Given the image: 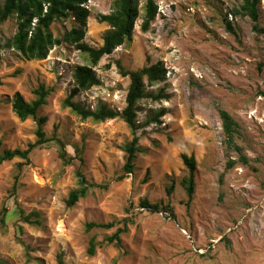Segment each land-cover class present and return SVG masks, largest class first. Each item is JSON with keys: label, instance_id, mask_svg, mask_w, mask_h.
I'll return each instance as SVG.
<instances>
[{"label": "rangeland", "instance_id": "1", "mask_svg": "<svg viewBox=\"0 0 264 264\" xmlns=\"http://www.w3.org/2000/svg\"><path fill=\"white\" fill-rule=\"evenodd\" d=\"M1 3V0H0ZM113 0H88L91 12L86 43L103 45L109 27L99 15L112 12ZM159 14L147 33L137 21L132 42L119 47L94 69L101 86L76 101L87 108L105 105L122 111L130 80L119 74L117 63L129 70L163 63L167 80L160 89L168 99H144L137 105V122L165 110L159 124L141 129L135 173L122 181L123 146L131 142L128 126L120 119L105 123L82 121L62 108L74 88V70L90 65L88 57L71 46L55 47L44 61H26L3 45L16 33L15 20L0 27V142L3 150H26L36 141V123L14 113L16 94L34 100L41 84L54 91L40 116L48 118L44 131L60 140L71 156L74 144L84 142V164L64 166L58 141L36 149L30 161L15 159L0 166V264H264V34L253 31L249 18L235 17L243 0H158ZM264 28V0L260 6ZM225 16L238 32H228ZM73 22L53 26L56 37L70 31ZM219 110L239 124L237 145L250 161L226 149ZM197 163L195 194L189 200L182 181L189 170L182 156ZM235 161L232 168L228 163ZM17 191L13 187L18 165ZM88 184V196L69 209L66 200L78 187L77 170ZM108 185L104 190L98 186ZM171 190V194H169ZM170 206L171 212L152 214L140 203ZM39 213L41 224L19 218ZM8 211L6 224L2 214ZM122 247L105 239L123 228ZM117 222L111 230L87 232V224ZM23 228L22 233L17 227ZM100 246L94 257L87 251L91 239Z\"/></svg>", "mask_w": 264, "mask_h": 264}, {"label": "trees", "instance_id": "2", "mask_svg": "<svg viewBox=\"0 0 264 264\" xmlns=\"http://www.w3.org/2000/svg\"><path fill=\"white\" fill-rule=\"evenodd\" d=\"M158 0H144V17L142 19V31L147 33L151 30L152 24L155 22L159 7ZM263 0H243V4L239 9H234L235 17L249 18L253 23V31L255 33H263L264 28L260 27V6ZM141 2L142 0H113L112 12L108 15H99L98 21L109 27L103 37V45L100 48H93L86 43V35L88 30V20L91 16L90 10L87 8L88 0H1L0 3V27L9 20H15L16 33L3 45V49L14 51L20 58L26 61H44L51 51L63 44L73 47L77 51L88 57L90 65L77 66L74 70V88L62 103V108L69 110L82 121H92L100 124L116 119L122 120L130 129L132 140L123 146L125 153V165L122 169V176L118 181L124 180L129 175L135 173V163L140 154L145 150L140 146V136L138 132L147 128L152 124H159L166 111L158 110L153 112V116L149 117L143 124L137 122L138 103L144 99H151L154 102H160L168 99L163 89L156 92H148L147 85L154 87L167 80L168 70L163 63L152 66H145L140 70L126 69L120 62L117 63L119 74L123 78L130 80L128 88L126 107L122 111L111 109L105 105H99L96 109L87 108L76 101V98L84 92L90 91L95 87L101 86V80L98 78L94 70L105 57L111 56L119 47L126 43H130L134 37V31L137 21L141 18ZM70 20L73 27L70 31L64 33L63 37H56L53 32V26L59 22ZM225 24L228 32L234 34L237 38L238 32L228 21L225 16ZM53 88H48L41 84L33 91L34 100L26 101L21 94H16L12 108L19 120H33L36 123V141L28 145L26 150H3L0 142V166L4 163L12 162L15 159L30 161V155L36 149L44 148L47 144L58 141L61 146L60 158L64 166H69L75 161H79L81 167L84 164V142L82 145L74 144L72 147L75 155L71 156L65 149V144L60 140L49 139L44 131V127L48 123V118L40 116V112L48 105V99L53 93ZM219 116L222 122L223 143L226 149L237 151L241 157L240 162L249 165L250 161L242 153V148L237 145V136L239 135L240 126L234 118L224 110H219ZM182 160L186 168L189 170V177L182 181V186L187 192L189 200H192L195 194V172L197 171V163L193 157L187 155L182 156ZM235 161L228 163V168L235 165ZM24 164L18 165L17 175L13 190L17 191L19 176ZM79 178L78 187L72 190L66 200L67 208L75 207L81 200L85 199L89 192L96 188V185L88 184L81 169L77 170ZM104 190L108 189V185L98 186ZM169 190V194H171ZM141 208L150 211L152 214H158L161 211L171 212L174 218L173 209L170 206H162L159 204H151L148 200L140 203ZM20 220L29 225L41 224L40 214L31 213L26 215L19 210ZM9 218L8 211H4L1 223L6 224ZM117 222L105 224L89 223L87 224V232L92 230H111L116 227ZM123 228H118L114 235L105 239L109 245L122 247V235L128 232V221H123ZM18 232L22 233L23 228L18 225ZM99 243L93 238L87 251L89 257H94L97 253ZM59 264H64L62 257H59Z\"/></svg>", "mask_w": 264, "mask_h": 264}]
</instances>
